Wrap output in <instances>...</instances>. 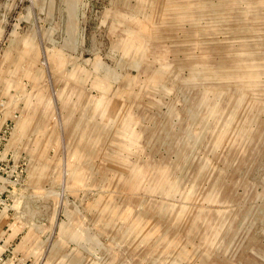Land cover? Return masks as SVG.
I'll return each instance as SVG.
<instances>
[{"label": "rangeland", "instance_id": "rangeland-1", "mask_svg": "<svg viewBox=\"0 0 264 264\" xmlns=\"http://www.w3.org/2000/svg\"><path fill=\"white\" fill-rule=\"evenodd\" d=\"M0 264H264V0H0Z\"/></svg>", "mask_w": 264, "mask_h": 264}]
</instances>
